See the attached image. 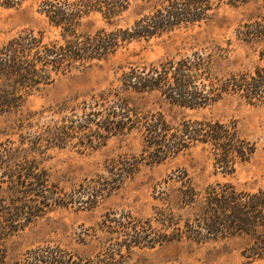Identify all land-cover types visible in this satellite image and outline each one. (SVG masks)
<instances>
[{
    "label": "trees",
    "instance_id": "16d2710c",
    "mask_svg": "<svg viewBox=\"0 0 264 264\" xmlns=\"http://www.w3.org/2000/svg\"><path fill=\"white\" fill-rule=\"evenodd\" d=\"M135 0H53L42 4V13L58 38L45 42L44 32L26 30L0 45V116L22 111L27 99L55 77L85 70L106 61L134 40L149 41L206 21L223 0H142L153 10L129 28L92 31L85 20L101 15L112 25ZM250 0H229L232 5ZM19 0H0L13 8ZM237 36L257 44L264 63V19L246 23ZM214 55L195 51L159 63L134 65L124 70L120 86L93 96L70 108V114L52 120L36 135L0 143V236L26 227L54 207L91 204L122 179L133 177L141 165H158L195 145L212 155L214 166L232 174L256 152L255 143L242 138L235 124L210 119H186L171 125L161 113L143 112L123 97V91L157 92L172 104L204 108L225 96H238L250 105L264 104V66L251 72L220 76ZM64 109H61L63 112ZM80 112L81 115L76 114ZM139 131L143 136L140 157H119L106 165L108 178L81 184L68 193L41 167L37 154L52 147L64 148L82 135L80 145L97 149L112 136ZM90 131V132H89ZM180 183L173 194L165 192L162 206L151 218L137 220L131 213L108 216L100 226L105 233L102 248L94 257H80L60 246L39 247L18 264H135L136 250L156 249L174 243H205L246 236L244 264L264 259V188L240 191L230 183H217L198 191L186 170L170 178ZM114 184V185H113ZM114 187V188H113Z\"/></svg>",
    "mask_w": 264,
    "mask_h": 264
},
{
    "label": "rangeland",
    "instance_id": "374dc122",
    "mask_svg": "<svg viewBox=\"0 0 264 264\" xmlns=\"http://www.w3.org/2000/svg\"><path fill=\"white\" fill-rule=\"evenodd\" d=\"M46 1L53 0H19L13 8L0 6V45L26 30L44 32L45 42L57 39V30L41 12ZM153 6L154 3L142 0L132 1L128 10L112 25L101 15L94 14L84 21L85 29L132 27L140 17L150 13ZM262 19L264 0H250L235 6L229 0H223L206 21L149 41L134 40L96 66L57 76L52 84L34 92L21 112L0 116V143L10 139L19 144L21 136L38 134L52 120L70 114L71 107L90 101L103 91L119 88L122 72L134 65L159 63L195 51H206L214 55V68L220 76L254 71L256 66H264L259 61L260 47L239 39L237 30L246 23ZM121 95L140 111L161 113L171 125L186 119L204 118L235 124L242 138L255 143L256 152L232 174L218 170L212 155L202 145H195L158 165L143 164L133 177L124 178L114 189L103 192L94 207L91 204L54 207L16 233L0 236V264H18L30 251L48 245L60 246L80 257L96 256L105 240V233L100 231L103 221L108 216L127 213L137 220L151 218L155 208L162 206L165 192L173 194L180 187L179 182L170 178L179 175L181 170L187 171L198 191L217 183H230L237 190L248 192L264 188V104L254 106L238 96L228 95L204 108L192 109L172 104L157 92L123 91ZM77 137L64 148L52 147L37 154L51 182L68 193L99 176L107 179L105 167L109 161L119 157H140L143 149V136L137 130L112 136L95 150L82 147L80 143L84 139L79 134ZM2 193L0 188V197ZM250 242L249 237L238 236L199 244L174 243L136 250L133 263L244 264L247 259L243 252ZM250 264H264V259Z\"/></svg>",
    "mask_w": 264,
    "mask_h": 264
}]
</instances>
